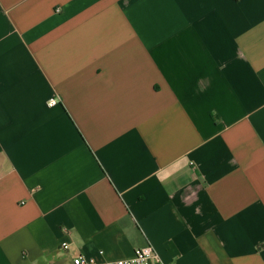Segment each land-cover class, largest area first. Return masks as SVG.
I'll return each mask as SVG.
<instances>
[{
    "label": "crops",
    "instance_id": "1",
    "mask_svg": "<svg viewBox=\"0 0 264 264\" xmlns=\"http://www.w3.org/2000/svg\"><path fill=\"white\" fill-rule=\"evenodd\" d=\"M147 245L264 264V0H0V264Z\"/></svg>",
    "mask_w": 264,
    "mask_h": 264
},
{
    "label": "built area",
    "instance_id": "2",
    "mask_svg": "<svg viewBox=\"0 0 264 264\" xmlns=\"http://www.w3.org/2000/svg\"><path fill=\"white\" fill-rule=\"evenodd\" d=\"M59 103L57 98L49 101V106H55ZM64 248H68V244H63ZM72 264H164L159 255L156 253L152 245H147L135 250L133 257L128 259H120L115 261H97L93 258L79 254L74 257Z\"/></svg>",
    "mask_w": 264,
    "mask_h": 264
}]
</instances>
